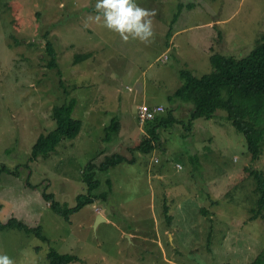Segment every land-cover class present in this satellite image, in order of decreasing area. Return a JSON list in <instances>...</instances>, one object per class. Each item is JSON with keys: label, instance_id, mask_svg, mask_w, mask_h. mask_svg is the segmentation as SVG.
Segmentation results:
<instances>
[{"label": "rangeland", "instance_id": "374dc122", "mask_svg": "<svg viewBox=\"0 0 264 264\" xmlns=\"http://www.w3.org/2000/svg\"><path fill=\"white\" fill-rule=\"evenodd\" d=\"M95 2L0 0V171L17 174L1 175L0 221L42 227L48 239L0 231V254L15 264H49L51 248L80 259L71 264L264 259V194L256 176H264V152L252 161L224 110L195 120L188 132L194 105L168 98L182 84L181 71L209 75L213 54L242 58L255 49L264 34V0H136L157 11L148 45L124 43L96 22ZM49 40L56 69L48 67ZM71 97L80 134L30 162L39 136L56 127L53 107ZM141 103L162 104L163 116L174 109L179 123L159 130L154 151L131 154L146 131L136 119ZM115 117L120 130L105 143ZM116 153L135 161L97 172L100 186L90 194L86 167ZM44 190L68 208L80 195L94 200L68 222ZM98 215L107 221L96 225Z\"/></svg>", "mask_w": 264, "mask_h": 264}, {"label": "trees", "instance_id": "16d2710c", "mask_svg": "<svg viewBox=\"0 0 264 264\" xmlns=\"http://www.w3.org/2000/svg\"><path fill=\"white\" fill-rule=\"evenodd\" d=\"M176 18L177 14L174 16V19ZM46 46L47 54L50 57L48 67L56 69L58 64L55 48L50 40ZM210 61L214 71L209 75L198 77L191 71H181L179 75L182 84L168 98L174 103L181 101L188 103L189 107H191L190 103L194 105L189 112L186 127L188 132L195 124V120L199 118L209 119L218 110L226 111L227 117L235 129L244 136L252 161L257 163L264 152V34L258 40L255 49L245 57L235 58L213 54ZM77 103V98L71 97L67 102L53 107L52 115L56 120V127L48 134L39 136L32 148L30 162H35L40 157L49 156L56 151L61 142L75 139L80 134L82 121L73 115ZM174 111V109H170L166 115H157L152 120L144 123L145 134L142 135L139 143L133 149H130L131 154L135 152L146 154L154 151L156 143L159 141V130L167 129V127L179 123L177 115L173 113ZM119 130L120 122L115 117L107 127L103 141L105 143L112 142L113 136H117ZM94 161L96 159L89 163L86 167V173L83 175L84 183L88 186L90 194L100 186V182L96 180L97 172H107L120 163H133L135 159L133 157V159L128 160L122 154L116 153L105 156L99 166ZM4 172L10 171L6 167H2L0 182L1 175ZM10 173L16 174L12 171ZM256 176L260 183L259 190L264 194V176L259 173ZM106 182L111 185L109 180ZM46 190L43 191L46 202L50 204L57 215L64 217L68 222L72 215L78 213L86 204L94 200L89 196L80 195L76 206L68 208L61 206L56 201L54 194L47 193ZM262 201L264 202V195L261 203ZM12 229L24 232L27 235L33 234L40 240L48 242L43 234L42 227H29L25 222L15 217L10 218L7 222L0 221V231ZM47 260L49 264H71L80 261L77 256L60 254L53 248L48 252ZM263 260L262 257H259L251 264H262Z\"/></svg>", "mask_w": 264, "mask_h": 264}, {"label": "clouds", "instance_id": "9594fccd", "mask_svg": "<svg viewBox=\"0 0 264 264\" xmlns=\"http://www.w3.org/2000/svg\"><path fill=\"white\" fill-rule=\"evenodd\" d=\"M94 20L119 36L124 43L139 41L148 45L154 41L155 9L141 7L136 0H96ZM0 264H15L7 254H0Z\"/></svg>", "mask_w": 264, "mask_h": 264}, {"label": "built area", "instance_id": "2783aa9c", "mask_svg": "<svg viewBox=\"0 0 264 264\" xmlns=\"http://www.w3.org/2000/svg\"><path fill=\"white\" fill-rule=\"evenodd\" d=\"M165 111V107L162 104L147 105L141 104L137 109V121L140 125H143L149 120H152L155 116L162 114Z\"/></svg>", "mask_w": 264, "mask_h": 264}, {"label": "water", "instance_id": "95a60500", "mask_svg": "<svg viewBox=\"0 0 264 264\" xmlns=\"http://www.w3.org/2000/svg\"><path fill=\"white\" fill-rule=\"evenodd\" d=\"M102 221H106V219L102 215H98L96 225H99L100 222H102ZM96 225H95V227H96Z\"/></svg>", "mask_w": 264, "mask_h": 264}, {"label": "crops", "instance_id": "0c3cea01", "mask_svg": "<svg viewBox=\"0 0 264 264\" xmlns=\"http://www.w3.org/2000/svg\"><path fill=\"white\" fill-rule=\"evenodd\" d=\"M106 221H107V219H106ZM170 236H172V235H170Z\"/></svg>", "mask_w": 264, "mask_h": 264}]
</instances>
